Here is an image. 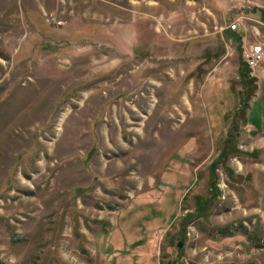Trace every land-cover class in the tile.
<instances>
[{
    "label": "rangeland",
    "instance_id": "374dc122",
    "mask_svg": "<svg viewBox=\"0 0 264 264\" xmlns=\"http://www.w3.org/2000/svg\"><path fill=\"white\" fill-rule=\"evenodd\" d=\"M251 45L264 0H0V264H264Z\"/></svg>",
    "mask_w": 264,
    "mask_h": 264
},
{
    "label": "built area",
    "instance_id": "2783aa9c",
    "mask_svg": "<svg viewBox=\"0 0 264 264\" xmlns=\"http://www.w3.org/2000/svg\"><path fill=\"white\" fill-rule=\"evenodd\" d=\"M236 24L232 23L229 28L236 29ZM263 60V50L259 45L250 46L248 50L243 52V61L250 70L256 69Z\"/></svg>",
    "mask_w": 264,
    "mask_h": 264
},
{
    "label": "trees",
    "instance_id": "16d2710c",
    "mask_svg": "<svg viewBox=\"0 0 264 264\" xmlns=\"http://www.w3.org/2000/svg\"><path fill=\"white\" fill-rule=\"evenodd\" d=\"M231 33H233V31H230ZM243 65L245 66L244 68H241V74L239 75V77L243 80V85H242V87H245L246 88V86L248 85V82H249V80H250V77H249V74H250V69H248L247 67H246V65L243 63ZM247 84V85H246Z\"/></svg>",
    "mask_w": 264,
    "mask_h": 264
},
{
    "label": "water",
    "instance_id": "95a60500",
    "mask_svg": "<svg viewBox=\"0 0 264 264\" xmlns=\"http://www.w3.org/2000/svg\"><path fill=\"white\" fill-rule=\"evenodd\" d=\"M178 247H179V248L181 247V243L178 244Z\"/></svg>",
    "mask_w": 264,
    "mask_h": 264
}]
</instances>
